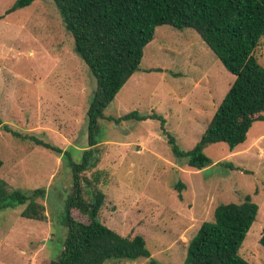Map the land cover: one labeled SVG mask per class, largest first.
Returning <instances> with one entry per match:
<instances>
[{
    "label": "rangeland",
    "instance_id": "1",
    "mask_svg": "<svg viewBox=\"0 0 264 264\" xmlns=\"http://www.w3.org/2000/svg\"><path fill=\"white\" fill-rule=\"evenodd\" d=\"M17 0H0V179L10 190H42L44 221L20 216L24 205L0 210V264H48L62 251L66 204L74 194L69 162L81 163L87 149V110L95 80L73 51V37L51 0L7 11ZM264 68V36L255 51ZM234 76L194 29L155 28L138 70L104 109L106 119L130 112L156 113L181 150L198 142ZM98 120L97 164L80 174L81 197L104 194L99 221L121 236L141 235L159 264H184L186 248L200 225L221 203L246 195L257 215L239 249L249 264H264L259 244L264 226V122L229 151L208 146L212 163L202 170L176 159L159 121ZM6 125L21 137L3 130ZM27 137L60 148L45 149ZM68 152L67 154H64ZM99 175V176H98ZM99 177L97 183L94 182ZM181 183L184 188L177 189ZM79 222L88 218L71 209ZM105 264H148L147 259Z\"/></svg>",
    "mask_w": 264,
    "mask_h": 264
},
{
    "label": "trees",
    "instance_id": "2",
    "mask_svg": "<svg viewBox=\"0 0 264 264\" xmlns=\"http://www.w3.org/2000/svg\"><path fill=\"white\" fill-rule=\"evenodd\" d=\"M36 0H17L7 13L30 6ZM65 29L73 37V51L85 63L95 80L96 88L88 107L87 149L82 161L69 166L74 177V194L66 204L67 234L60 254L48 264H105L112 261H155L141 235L121 236L102 224L98 215L104 194L95 190L92 201L80 195V174L93 168L99 127L106 119L104 109L113 101L127 80L138 70L145 46L153 39L156 27L168 25L175 29H194L234 80L217 106L216 112L194 147L181 150L175 138L165 129L162 115L140 116L130 112L120 121L155 119L166 136L174 158L185 160L188 167L202 170L212 161L205 149L217 143L233 151L246 141L255 122H264V68L255 51L264 36V0H51ZM14 137L19 133L2 125ZM35 144L62 154L63 151L36 137H27ZM65 152L64 154H67ZM2 162L0 160V168ZM99 176V175H98ZM96 176L94 182L99 181ZM177 189L184 188L181 183ZM44 192L25 194L10 190L0 179V210L24 205L20 216L44 221L45 209L37 200ZM78 210L88 223L76 221L70 214ZM258 206L246 195L241 203H221L211 221L203 222L189 241L184 264H249L239 249L257 215ZM259 244L264 248V226Z\"/></svg>",
    "mask_w": 264,
    "mask_h": 264
}]
</instances>
